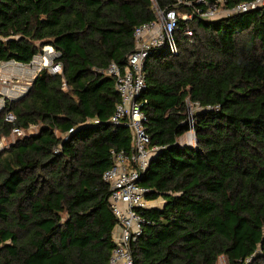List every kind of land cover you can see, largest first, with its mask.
<instances>
[{
    "label": "trees",
    "instance_id": "1",
    "mask_svg": "<svg viewBox=\"0 0 264 264\" xmlns=\"http://www.w3.org/2000/svg\"><path fill=\"white\" fill-rule=\"evenodd\" d=\"M218 1L1 0L0 64L28 65L51 46L63 73L43 71L0 112V141L27 131L0 153V264L109 263L118 222L103 175L132 133L110 124L121 99L102 72L127 64L156 9L195 17L178 22V55L157 49L145 65L140 101L160 149L139 184L164 206L141 212L134 264H264V6L197 14ZM188 102L201 108L192 127ZM190 130L195 147L179 141Z\"/></svg>",
    "mask_w": 264,
    "mask_h": 264
},
{
    "label": "built area",
    "instance_id": "2",
    "mask_svg": "<svg viewBox=\"0 0 264 264\" xmlns=\"http://www.w3.org/2000/svg\"><path fill=\"white\" fill-rule=\"evenodd\" d=\"M222 3L223 0L212 3L206 11L198 10L197 14L202 19L213 20L224 15L246 13L264 6V0H255L240 4L233 10H225L222 8ZM194 17V15H182L176 9L168 11L156 9L154 21L135 29V49L129 56L127 64L120 67L112 63L106 71L102 72L115 79L116 91L121 99L110 124L113 127H128L132 133L130 153L112 151V165L103 175V180L110 186V209L118 222L114 234L115 245L108 264H134L132 247L143 235L145 226L141 212L152 207V202L147 199L149 190L139 184L142 174L160 149L158 146L151 145V138L145 126L146 117L142 111L143 104L140 101L146 89L147 59L157 49H166L172 56L178 55L179 49L175 38L178 22L181 19L189 21ZM185 35L192 37L193 34L186 29ZM59 57L60 53L53 47L45 46L28 65L14 60L2 62L0 64V112L6 109L8 101L24 98L30 92L34 80L43 71H48L51 75L62 74L63 67L56 62ZM189 105L193 104L188 102ZM193 106L201 110L198 105ZM189 119L191 127L194 126L193 117ZM16 120L13 112H8L5 116L7 123H15ZM32 130L34 129L29 131ZM189 133L192 137L191 141L183 142V144L195 147L194 130H190ZM26 135L27 131L15 127L10 138H3L0 141V153L9 149L19 139L25 138Z\"/></svg>",
    "mask_w": 264,
    "mask_h": 264
},
{
    "label": "rangeland",
    "instance_id": "3",
    "mask_svg": "<svg viewBox=\"0 0 264 264\" xmlns=\"http://www.w3.org/2000/svg\"><path fill=\"white\" fill-rule=\"evenodd\" d=\"M197 111H199V109H198L197 107H195V106H193V105H189V106H188V114H189V117H191V119H192V117H193V120H194V115H195V112H197ZM33 131H35V129H34ZM33 131H29L28 134H32ZM191 139H192L191 134L188 133L187 135H185L184 138L180 139L179 141H180V143H183V142H190ZM153 204L155 205L156 202H154ZM151 205H152V204H151ZM218 264H228V263H227L226 258L222 257V258L219 260V263H218Z\"/></svg>",
    "mask_w": 264,
    "mask_h": 264
},
{
    "label": "crops",
    "instance_id": "4",
    "mask_svg": "<svg viewBox=\"0 0 264 264\" xmlns=\"http://www.w3.org/2000/svg\"><path fill=\"white\" fill-rule=\"evenodd\" d=\"M33 131V130H32ZM36 129H35V131H33V133H36ZM154 202H156V204L154 205L153 203ZM154 202H152V207H155V208H162L163 206H164V200L163 199H159V200H157V201H154Z\"/></svg>",
    "mask_w": 264,
    "mask_h": 264
}]
</instances>
